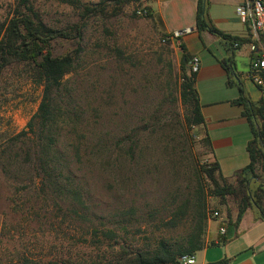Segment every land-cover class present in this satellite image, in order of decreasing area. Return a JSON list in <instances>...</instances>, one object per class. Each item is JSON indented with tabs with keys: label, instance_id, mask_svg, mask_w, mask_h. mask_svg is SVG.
Returning a JSON list of instances; mask_svg holds the SVG:
<instances>
[{
	"label": "rangeland",
	"instance_id": "1",
	"mask_svg": "<svg viewBox=\"0 0 264 264\" xmlns=\"http://www.w3.org/2000/svg\"><path fill=\"white\" fill-rule=\"evenodd\" d=\"M19 2L0 0V25ZM28 2L46 26L72 34L51 45L53 55L75 59L57 97L55 150L62 180L79 189L84 206L68 194L56 197L37 174L36 140L20 132L30 129L43 85L32 62H11L0 75V264H128L158 241L184 243L193 225L189 191L197 166L209 158L202 130L187 124L190 106L180 93L182 74L191 71L179 44L166 37L158 16L138 13L150 8L149 0ZM201 42L193 40L202 48L199 67L224 54L219 42L206 37L208 49ZM236 64L247 74L245 55ZM240 81L256 101L259 89ZM196 86L205 109L237 96L236 85L214 73ZM209 135L232 142L218 155L226 176L248 163L244 147L252 135L242 118ZM200 179L207 189L208 180ZM217 200L207 197V223L223 209Z\"/></svg>",
	"mask_w": 264,
	"mask_h": 264
},
{
	"label": "trees",
	"instance_id": "2",
	"mask_svg": "<svg viewBox=\"0 0 264 264\" xmlns=\"http://www.w3.org/2000/svg\"><path fill=\"white\" fill-rule=\"evenodd\" d=\"M208 3V0H198L196 29L198 31L207 30L221 38L229 50L228 56L221 61V65L228 76V83H234L237 86L238 97L233 99V102L243 107L242 115L252 133V138L245 145L249 162L234 174L232 182L221 174L216 160L198 165L196 173L198 180L189 191V207L191 206L193 225L184 243L158 241L151 249L134 252L127 260L128 264H185L181 262L182 256L194 254L204 246L209 211L208 196L218 198L220 204H225L226 197H234L238 203L235 223L239 221L248 207L253 208L260 218H264L262 188L264 180H261L264 179V95L256 101H251L245 92L234 67V50L237 48L234 43L241 44L244 41L240 37L223 33L213 25L208 16ZM18 8V11L0 25V75L11 62H32L35 65L38 80L43 85L42 98L33 118L36 123L32 119L28 124L29 131H21L20 136H26L28 133L34 136L36 144L33 155L37 174H42L45 185L50 191L54 192L56 197L68 194L76 205L84 206L79 189L75 185L74 188L69 187L68 182L62 180L65 168L62 167L60 156L55 150L57 137L54 126L57 124L56 118L62 108L57 97L63 86V77L70 71L75 59L69 54L53 55L51 45L56 38L69 39L72 38V34L46 26L28 0H20ZM146 14L151 15V9L148 7ZM75 35L80 36V28L75 29ZM179 47L184 49L182 44H179ZM189 58L188 54L182 52L183 65L188 64ZM234 77H237L238 82ZM182 78L180 96L190 106V117H188L187 124L199 126L204 123V117L195 88V72L187 74L184 71ZM256 86L264 91V87ZM202 141L209 149L208 137L204 136ZM258 169L263 171V175L260 176L257 173ZM68 173L66 176L69 178ZM199 177L208 180L210 185L207 189ZM61 198L64 197L61 196ZM226 214L229 216L228 209ZM223 262L224 260L208 264H223Z\"/></svg>",
	"mask_w": 264,
	"mask_h": 264
},
{
	"label": "crops",
	"instance_id": "3",
	"mask_svg": "<svg viewBox=\"0 0 264 264\" xmlns=\"http://www.w3.org/2000/svg\"><path fill=\"white\" fill-rule=\"evenodd\" d=\"M208 2V16L213 25L223 33L240 37L244 41L238 44V47L234 50V67L236 71L237 56L240 54L245 55L249 64L251 55L248 45L250 36L249 29L240 21L235 12L236 6L240 4L242 0H208ZM197 3L198 0H149L151 15L158 16L164 32L172 36V40L176 41L178 44H182L184 49H181V51L188 54L190 58L193 56L197 57L199 63L201 62V58H203V56H201L202 48L199 46L197 47L193 43L195 38L202 40L201 44L203 48H209L210 43L206 42V37L214 42H219L223 48L224 54L221 58L214 56L216 63H203L200 65L198 71L195 72V88L198 94L201 112L204 117V123L200 124L199 127L202 130V134L207 136L210 141L207 153L209 161L216 160L219 164L221 174L226 177L228 181L232 182L234 180V174L241 168L234 169L230 176H226L223 171L224 164L221 160H218V155H220L219 153L222 150V146H229L232 142L230 139L215 140L209 135V132L212 130L217 131V129H220L228 121H231V119L235 118L236 120H240L242 118L245 122L246 119L242 115L243 107L233 102V99L238 97V89L235 98L230 99L222 97L219 100H214L211 108L205 109L206 107L200 102L196 86V80L198 78L204 77L207 74L211 76V74L214 73L218 78L225 77L227 86L235 84L228 83V76L221 65V61L225 59L229 53L226 43L207 30L198 31L196 29L195 18ZM175 34L177 35L175 36ZM237 75L240 79L251 81L247 77V74H243V71L239 70ZM254 85L256 86V84ZM257 88L260 91L257 97L259 99L264 95V91L259 87ZM249 140H247V142ZM226 149L224 153H228L229 147H226ZM262 188L264 195V186ZM229 198L230 196L226 197L225 204H220L217 200L218 205L222 206L223 209L218 211L220 214L219 218L208 220L207 230L204 235V246L194 253L195 264L217 263L222 260H224L223 264H264V218H260L253 208L248 207L243 212L239 221L235 223L238 214V203L235 200L229 201ZM227 209L229 211V216L226 214ZM220 226L224 227V232H220ZM198 252H200L199 256H197Z\"/></svg>",
	"mask_w": 264,
	"mask_h": 264
},
{
	"label": "built area",
	"instance_id": "4",
	"mask_svg": "<svg viewBox=\"0 0 264 264\" xmlns=\"http://www.w3.org/2000/svg\"><path fill=\"white\" fill-rule=\"evenodd\" d=\"M235 12L240 21L249 29V49L251 52L249 59V70L247 77L256 85L264 87V0H242L235 8ZM138 13L146 14V9L138 10ZM177 34H175L176 36ZM168 39L172 36L167 35ZM238 47L237 43H234ZM191 72H197L199 69V60L193 56L188 62ZM213 218H219L217 210L212 212ZM220 232H224V227L220 226ZM181 262L185 264H195V255H184Z\"/></svg>",
	"mask_w": 264,
	"mask_h": 264
}]
</instances>
